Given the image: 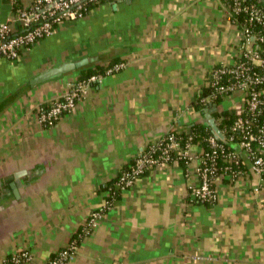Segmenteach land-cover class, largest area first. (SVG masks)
<instances>
[{
    "label": "crops",
    "instance_id": "0c3cea01",
    "mask_svg": "<svg viewBox=\"0 0 264 264\" xmlns=\"http://www.w3.org/2000/svg\"><path fill=\"white\" fill-rule=\"evenodd\" d=\"M30 1L0 0V25ZM239 33L227 0L106 2L18 60H0V264L19 251L46 264L72 241L67 264H264V177L248 158L241 174L215 179L214 203L192 194L195 162L173 160L129 189L113 186L166 134L207 122L212 105L201 115L198 99L210 70L235 61ZM116 63L125 68L104 73L71 113L42 126L40 110L86 80V70ZM67 64L76 66L40 79ZM109 187L111 205L86 234Z\"/></svg>",
    "mask_w": 264,
    "mask_h": 264
},
{
    "label": "built area",
    "instance_id": "2783aa9c",
    "mask_svg": "<svg viewBox=\"0 0 264 264\" xmlns=\"http://www.w3.org/2000/svg\"><path fill=\"white\" fill-rule=\"evenodd\" d=\"M123 1L127 0H31L0 25V60H18L22 52L35 47L66 23L84 19L92 7ZM261 2L227 0L229 14L238 25L244 42L236 51L232 64L218 65L210 70L208 91L201 93L197 102L206 111L213 104L220 107L227 98L238 97L232 109L235 118L231 127L221 130L224 138L220 139L212 131L206 136V147H203L194 142L190 131H171L150 145L129 169L118 176L113 185L116 189L131 188L148 170L173 160L187 165L195 162L193 173L198 184L192 187V194L197 201L208 204L217 201L213 187L215 179L219 175L235 177L241 174L243 157L251 161L255 174L264 177V7ZM123 68L124 63H116L108 67L105 74ZM103 77L104 74L92 75L72 85L61 99L42 108L39 112L42 126L54 127L65 114L74 110L76 101L88 86L100 83ZM194 146L200 150L198 154L193 152ZM107 191L103 207L92 213L86 223V234L97 227L102 211L111 205L115 191L113 187ZM77 248V241H72L46 264H67ZM31 261L32 255L28 251H19L11 254L3 264H29Z\"/></svg>",
    "mask_w": 264,
    "mask_h": 264
},
{
    "label": "trees",
    "instance_id": "16d2710c",
    "mask_svg": "<svg viewBox=\"0 0 264 264\" xmlns=\"http://www.w3.org/2000/svg\"><path fill=\"white\" fill-rule=\"evenodd\" d=\"M262 6L264 7L263 2H261ZM20 5H15L14 6V10L16 11L17 9L21 8L19 7ZM106 72V69L104 67H98L95 70H86V72H84L81 77V79H88L89 77H91L92 75H97V74H104ZM208 91V90H207ZM207 91L204 93L206 94ZM196 110L203 115L204 114V110L199 106L196 105ZM221 117H224L223 120H220ZM215 118H216V122L218 123V127L220 130H224L225 128H230L233 121H234V113L230 110H225L222 111L221 113H217L215 114ZM212 133V129L211 127L206 123H199L194 125L191 130H190V134L194 136V142L195 143H200L202 146L206 147V143H205V138L207 135Z\"/></svg>",
    "mask_w": 264,
    "mask_h": 264
},
{
    "label": "water",
    "instance_id": "95a60500",
    "mask_svg": "<svg viewBox=\"0 0 264 264\" xmlns=\"http://www.w3.org/2000/svg\"><path fill=\"white\" fill-rule=\"evenodd\" d=\"M261 1L264 4V0H261ZM75 66L76 65H74V64H67V65H64L60 68L53 69V70L41 75L40 79L43 80V79H46V78L67 72L68 70L74 68ZM217 110H218L217 105H212V108L210 109V113L206 115L207 124L211 127L212 131L215 132L220 137V139H223L224 136H223L221 130L219 129L218 125L216 124L215 119L211 118V114L213 112H216Z\"/></svg>",
    "mask_w": 264,
    "mask_h": 264
}]
</instances>
